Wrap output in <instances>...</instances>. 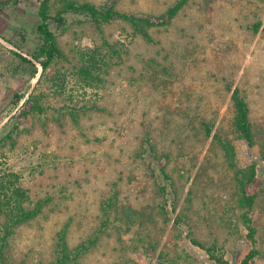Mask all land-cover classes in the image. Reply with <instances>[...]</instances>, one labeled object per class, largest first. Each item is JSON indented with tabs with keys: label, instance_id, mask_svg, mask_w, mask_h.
Masks as SVG:
<instances>
[{
	"label": "rangeland",
	"instance_id": "1",
	"mask_svg": "<svg viewBox=\"0 0 264 264\" xmlns=\"http://www.w3.org/2000/svg\"><path fill=\"white\" fill-rule=\"evenodd\" d=\"M41 1L0 0V139L11 138L0 159L33 202L52 198L16 229L5 264H51L64 230L71 248L98 239L74 264H216L193 239L239 264L249 244L235 172L205 127L229 133L225 82L242 90L254 124L257 176L247 191L256 196L259 255L252 264H264V32H254L264 23V0H190L171 25L150 30L151 42L121 20L100 32L86 17L66 14L51 28L67 59L55 61L37 85L43 70L30 54ZM67 1L53 0L51 13ZM177 1L118 0L117 9L160 15ZM96 48L108 64L99 88L83 96L74 67L80 53ZM55 76L66 78L82 103H65ZM34 91L46 95L47 112L7 126L15 95L25 94L21 106ZM237 163L248 165L238 144ZM115 193L108 218L103 201Z\"/></svg>",
	"mask_w": 264,
	"mask_h": 264
},
{
	"label": "trees",
	"instance_id": "2",
	"mask_svg": "<svg viewBox=\"0 0 264 264\" xmlns=\"http://www.w3.org/2000/svg\"><path fill=\"white\" fill-rule=\"evenodd\" d=\"M18 1L9 0V3L17 5ZM189 1L178 0L160 15H136L120 12L117 9L118 0H112L109 5L102 7L89 2L78 3L73 0H68L52 14L51 8L53 0H42L38 11L39 23L36 27L35 34L36 46L30 54L31 58L43 70L37 85L41 83L55 61L67 59L66 54L60 47L56 33L51 28L52 23L61 27L65 22L64 15L74 13L84 16L100 32H103L105 25L111 24L116 20H121L128 23L137 35L151 42L152 36L150 30L171 25ZM259 31L264 32V23L259 22L254 26V32L258 33ZM113 52L118 54L116 50ZM101 53L100 48H96L91 52L80 53V64L74 67L79 79L80 90L85 94L83 96H86V93H88V88H99L98 85L103 82L101 79L102 64L107 65L108 63L105 59L107 57L106 55L102 56L101 60H99ZM16 55L23 63L33 65L28 58L21 54ZM52 82L53 87L58 91L57 93L63 95V98H65V103L68 102L74 105L76 103L75 99H79L82 103L80 97L76 94L74 95L73 90L69 89V82L66 78L55 76ZM225 86L231 93L233 110L229 133L222 134L221 132H214L207 124H205V127L207 129V135L209 137L212 136L219 144L229 167L235 172V180L239 190L237 199V205L240 209L239 219L247 231L246 240L249 244V250L239 264H252L259 255V250L257 249V229L254 226L253 220L256 196L249 195L247 187L254 182L257 176V164L253 160V148L255 147L256 135L246 96L240 88L235 87L231 82H225ZM24 98L25 94L15 95L13 99V110L17 109V111L8 120L7 126L11 124L19 125L31 116H42L47 112V105L44 101L46 95L34 91L20 106ZM73 111H76V109H73ZM71 116L75 119V122L78 121L74 112L71 113ZM9 138L0 139V149L5 146V141ZM146 138L151 139L150 136ZM237 144L241 145L244 149L247 166H239L237 163ZM159 171L164 179H169L164 167H161ZM51 201L52 198L48 197L33 202L28 190L21 185L20 176L7 168L6 164L0 159V264H5L4 252L9 246V239L14 235L16 229L39 217ZM117 204L118 197L116 193L113 197H108L105 202L103 201L104 206L102 207V211L104 215L109 218L112 212H116ZM97 240L95 237L75 248H71L67 241L66 230H64L59 234L57 255L51 264H74L77 259L86 254L96 244ZM192 241L195 245L205 249L210 259L216 264H232L226 259L224 254H219L215 247H205L195 239Z\"/></svg>",
	"mask_w": 264,
	"mask_h": 264
}]
</instances>
